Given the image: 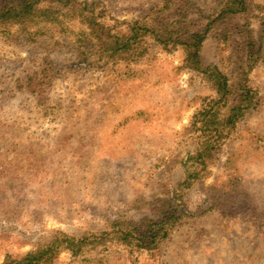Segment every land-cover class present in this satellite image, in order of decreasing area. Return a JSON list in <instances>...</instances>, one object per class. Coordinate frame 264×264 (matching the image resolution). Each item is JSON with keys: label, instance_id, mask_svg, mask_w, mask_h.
<instances>
[{"label": "rangeland", "instance_id": "obj_1", "mask_svg": "<svg viewBox=\"0 0 264 264\" xmlns=\"http://www.w3.org/2000/svg\"><path fill=\"white\" fill-rule=\"evenodd\" d=\"M76 1L122 32L139 22L185 38L221 0ZM246 3L208 35L201 61L227 76L232 105L241 85L253 105L202 166L188 162L199 140L187 129L214 95L185 67L183 47L166 51L147 35L140 60L106 62L78 20L36 26L35 39L0 28V264L56 232L143 230L176 201V228L155 250L111 241L53 264H264V0ZM189 167L198 179L182 192Z\"/></svg>", "mask_w": 264, "mask_h": 264}, {"label": "trees", "instance_id": "obj_2", "mask_svg": "<svg viewBox=\"0 0 264 264\" xmlns=\"http://www.w3.org/2000/svg\"><path fill=\"white\" fill-rule=\"evenodd\" d=\"M96 10H99V16L95 15ZM246 10V0H221L214 12L205 16L206 20L201 31L180 38L179 31L166 29L161 34H155L153 30L139 22L129 23L125 32L109 27L104 23L103 12L97 9L96 4L88 7L86 3L76 0H19L0 8V28L9 30L17 27L22 33L35 39L43 35L36 26L56 27L61 23V18L78 20L89 32V39L95 48L94 53L99 56L100 61L106 62L140 60L149 52L151 46L146 42L147 35H151L153 43L161 46L163 50L171 51L176 47H183L185 67L201 75L214 95L204 99L200 110L193 115L192 123L187 129V133L197 135L199 140L197 150L188 162L191 164L190 161H193L202 166L205 164V159L210 157L214 147L228 136L237 121L252 107L254 100L244 85H241L237 102L232 105L230 97L233 94L227 76L217 66L203 65L201 48L208 35L215 31L221 22ZM253 62L254 57L250 55L248 64ZM188 162L181 160L180 163L185 167ZM198 172L196 170L191 172L189 167L177 187L182 192L190 188L198 179ZM172 198L173 201L177 200L176 195ZM177 205L176 201L171 206V214L162 216L157 221H147L143 230L126 222H116L111 232L90 234L80 238L56 232L48 242L31 252L20 257L7 255L4 264H53L63 251L78 255L85 250L105 246L111 241L126 245L128 248L151 252L176 228Z\"/></svg>", "mask_w": 264, "mask_h": 264}]
</instances>
